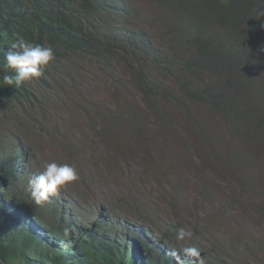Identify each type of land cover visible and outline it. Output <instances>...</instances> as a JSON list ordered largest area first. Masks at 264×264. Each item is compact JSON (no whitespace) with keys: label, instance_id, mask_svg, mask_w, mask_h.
I'll use <instances>...</instances> for the list:
<instances>
[{"label":"trees","instance_id":"obj_1","mask_svg":"<svg viewBox=\"0 0 264 264\" xmlns=\"http://www.w3.org/2000/svg\"><path fill=\"white\" fill-rule=\"evenodd\" d=\"M138 1L148 3L154 13L150 25L155 34L131 26L134 19L149 18L136 7ZM14 33L22 34L27 43L53 46L55 59L42 77L19 88L0 80V125L7 122L8 126L26 127L19 116L38 113L54 96L62 100L57 91L66 81L74 80L71 72L76 61L92 60L110 72V81L115 80L111 65L119 52L131 59L133 82L152 108L158 106L159 94L164 103L178 107L198 101L227 120L237 134L261 147L264 0H0V65L5 63L4 53ZM159 41L164 48L157 45ZM152 63L154 70L150 71ZM154 71L175 77L179 93L159 89L152 77ZM203 73L213 80L195 85L194 80H201ZM4 74L0 67V77ZM241 123L248 132L239 131ZM199 132L209 146L206 127H200ZM13 140L16 144L10 152L9 134L0 141V151L5 152L0 159L3 264H192L177 245L180 225L168 224L166 231L157 235L147 218L120 222L123 218L118 216L129 205L126 198L111 208L102 202L97 207L99 214L85 225L71 214L74 200L50 196L48 202L36 205L30 194H20L18 186L36 159L19 133ZM238 155L233 151L230 159L234 161ZM82 178L80 174L81 185L92 186L89 179ZM249 180L239 173L235 182L247 184ZM82 196L78 193L75 202ZM195 226L198 238L201 226L198 222ZM201 252L207 264H222L217 246Z\"/></svg>","mask_w":264,"mask_h":264},{"label":"rangeland","instance_id":"obj_2","mask_svg":"<svg viewBox=\"0 0 264 264\" xmlns=\"http://www.w3.org/2000/svg\"><path fill=\"white\" fill-rule=\"evenodd\" d=\"M135 5L149 18L134 19L131 26L155 34L148 3ZM157 45L164 48L160 41ZM81 61L73 66L74 80L57 91L62 100L54 96L38 113L19 116L26 127L0 125V141L9 134V152L16 144L13 135L19 133L35 154V163L18 186L20 194H29L27 181L42 171L45 162H75L82 181L89 179L92 186L84 187L78 180L51 196L74 200V220L86 225L99 214L102 202L111 208L126 198L128 208L118 216L122 223L126 218H147L161 235L174 223L194 233L198 222V238L176 239L181 250L217 246L222 264H264V136L257 148L195 100L178 107L164 103L159 94V104L152 108L133 82L131 59L119 52L111 65L112 81L102 66ZM150 66L154 70L153 63ZM152 77L159 89L179 93L175 77L156 71ZM203 80L213 79L203 73L194 84ZM200 127H206L209 146L201 139ZM239 127L248 132L244 123ZM233 151L239 154L234 161ZM4 156L0 151V159ZM239 173L250 182L236 183ZM78 193L83 194L79 203Z\"/></svg>","mask_w":264,"mask_h":264},{"label":"clouds","instance_id":"obj_3","mask_svg":"<svg viewBox=\"0 0 264 264\" xmlns=\"http://www.w3.org/2000/svg\"><path fill=\"white\" fill-rule=\"evenodd\" d=\"M55 59V49L51 45L27 43L20 33L13 34V42L9 50L4 53V75L0 77L3 84L16 88L24 83L38 79L44 75L45 68ZM11 70V74L8 73ZM80 179L78 166L75 162L58 164L55 161L45 162L42 171L31 176L27 181V191L36 205L48 202L49 197L55 195L70 182ZM194 233L190 229L181 227L177 230L176 239L184 241L191 239ZM182 252L192 264H207V258L196 246L184 247ZM177 253H173L176 255ZM3 264V261H0Z\"/></svg>","mask_w":264,"mask_h":264}]
</instances>
